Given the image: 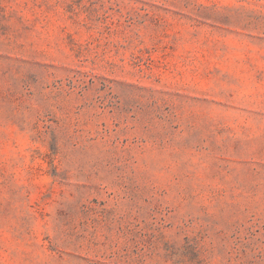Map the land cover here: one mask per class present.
I'll return each instance as SVG.
<instances>
[{"label":"rangeland","instance_id":"374dc122","mask_svg":"<svg viewBox=\"0 0 264 264\" xmlns=\"http://www.w3.org/2000/svg\"><path fill=\"white\" fill-rule=\"evenodd\" d=\"M0 264H264V0H0Z\"/></svg>","mask_w":264,"mask_h":264}]
</instances>
